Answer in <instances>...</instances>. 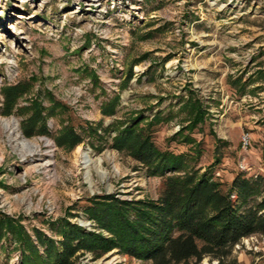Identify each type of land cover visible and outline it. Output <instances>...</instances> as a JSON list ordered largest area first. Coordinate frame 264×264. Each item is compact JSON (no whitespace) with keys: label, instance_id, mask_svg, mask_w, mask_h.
Segmentation results:
<instances>
[{"label":"rangeland","instance_id":"374dc122","mask_svg":"<svg viewBox=\"0 0 264 264\" xmlns=\"http://www.w3.org/2000/svg\"><path fill=\"white\" fill-rule=\"evenodd\" d=\"M29 79L28 98L48 107L49 93L64 107L47 119L51 136L61 123L78 131L85 122L106 127L160 112L167 119L154 127V142L176 154L198 146L170 141L187 124L182 103L191 96L205 113L183 133L199 144L196 168L227 185L236 174L264 176V0H0V88ZM115 97V114L103 116L101 104ZM20 123L0 111V212L20 216L28 231L52 236L49 224L67 217L99 232L81 211L89 198L159 197L162 180L111 149L114 133L100 130L102 139L65 151L52 137L26 138ZM33 141L39 148L29 152L25 142ZM234 254L239 264H264V237L241 240ZM19 259L2 240L0 264ZM75 264L150 263L112 251L96 260L84 254Z\"/></svg>","mask_w":264,"mask_h":264},{"label":"trees","instance_id":"16d2710c","mask_svg":"<svg viewBox=\"0 0 264 264\" xmlns=\"http://www.w3.org/2000/svg\"><path fill=\"white\" fill-rule=\"evenodd\" d=\"M86 72L94 83L98 81L94 71ZM33 82L5 83L0 88L1 115L21 117L26 138L52 137L58 148L71 151L86 138L97 140L114 133L110 148L144 166L148 176L159 177L162 187L157 200H123L114 195L89 198L81 211L99 232L60 217L49 224L53 235L48 236L37 228L28 231L20 216L0 212V242L13 244L20 253L19 264H75L84 254L96 260L112 251L150 264H199L204 258L216 264H239L234 247L243 239L264 237V176L236 174L227 185L212 171L196 168L199 144L183 133L202 124L205 113L191 96L182 103L189 116L187 124L170 141L198 146L191 148L193 154H176L154 142V127L167 119L160 112L150 118L113 121L106 127L101 122H85L78 131L70 123H61L51 136L47 119L64 107L49 93L44 94L48 107L38 96L28 98ZM117 102L115 97L102 103L101 114L113 116Z\"/></svg>","mask_w":264,"mask_h":264},{"label":"bare ground","instance_id":"6f19581e","mask_svg":"<svg viewBox=\"0 0 264 264\" xmlns=\"http://www.w3.org/2000/svg\"><path fill=\"white\" fill-rule=\"evenodd\" d=\"M4 125V128L8 129L9 128V125L8 123H5L3 124ZM13 128H16V126L14 125ZM17 129V128H16ZM38 143L37 141H33V142H25V146L29 149V152H33L35 151L38 147ZM83 163L86 165V166H89L92 161L90 160V158L85 154L83 156Z\"/></svg>","mask_w":264,"mask_h":264},{"label":"built area","instance_id":"2783aa9c","mask_svg":"<svg viewBox=\"0 0 264 264\" xmlns=\"http://www.w3.org/2000/svg\"><path fill=\"white\" fill-rule=\"evenodd\" d=\"M242 144H243L244 148H246L248 146V137H243ZM242 169H244V168H242ZM231 198L234 199L235 196L232 195Z\"/></svg>","mask_w":264,"mask_h":264},{"label":"water","instance_id":"95a60500","mask_svg":"<svg viewBox=\"0 0 264 264\" xmlns=\"http://www.w3.org/2000/svg\"><path fill=\"white\" fill-rule=\"evenodd\" d=\"M214 264H216V262Z\"/></svg>","mask_w":264,"mask_h":264}]
</instances>
